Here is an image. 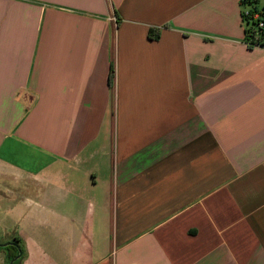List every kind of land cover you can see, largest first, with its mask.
<instances>
[{
  "label": "crops",
  "instance_id": "0c3cea01",
  "mask_svg": "<svg viewBox=\"0 0 264 264\" xmlns=\"http://www.w3.org/2000/svg\"><path fill=\"white\" fill-rule=\"evenodd\" d=\"M241 1L0 0V264H264Z\"/></svg>",
  "mask_w": 264,
  "mask_h": 264
},
{
  "label": "trees",
  "instance_id": "16d2710c",
  "mask_svg": "<svg viewBox=\"0 0 264 264\" xmlns=\"http://www.w3.org/2000/svg\"><path fill=\"white\" fill-rule=\"evenodd\" d=\"M259 2H260L259 0H242L241 4H242L243 8H245L249 5L252 6L253 10L261 12V14L264 16V7H260ZM244 19L246 22H248V23L250 22V18L246 17ZM250 24H251V22H250ZM253 25H255V24H253ZM249 31H251V28L245 29V35H246L245 40H246V42H249V44H250L249 46H255V45L261 46V45H263L259 41L264 39V32H260V31L256 32V30L254 29V31L250 32V34H249ZM257 33H258V41L254 39V37ZM149 35H150V37H153V38H159L160 32H157L155 34V32H153L151 30ZM113 72L114 71H112V73H111V78L113 77ZM16 240H17V245H13V244L11 245L10 244V245L6 246V248L8 249L7 254H8L9 262L13 258L17 257L20 252L21 253L23 252V248H22V246H20L19 238H17ZM14 264H17L16 261L14 262Z\"/></svg>",
  "mask_w": 264,
  "mask_h": 264
},
{
  "label": "built area",
  "instance_id": "2783aa9c",
  "mask_svg": "<svg viewBox=\"0 0 264 264\" xmlns=\"http://www.w3.org/2000/svg\"><path fill=\"white\" fill-rule=\"evenodd\" d=\"M250 18V22H246L244 18ZM242 19H243V22L245 24V29H250L251 28V31H249V34L250 32L254 31V29L256 30V32H264V16L261 14V12H258V11H255L253 10L252 6H247L245 8H243L242 10ZM255 24V25H253ZM258 30V31H257ZM255 40L258 41V33L255 35L254 37ZM261 44V46H264V39L260 40L259 41ZM248 45L249 42H246ZM259 43V44H260ZM255 46H259V45H255Z\"/></svg>",
  "mask_w": 264,
  "mask_h": 264
},
{
  "label": "water",
  "instance_id": "95a60500",
  "mask_svg": "<svg viewBox=\"0 0 264 264\" xmlns=\"http://www.w3.org/2000/svg\"><path fill=\"white\" fill-rule=\"evenodd\" d=\"M9 244H13V245H16V243L15 242H9V243H6V244H2L3 246H6V245H9ZM21 252L19 253V255L17 256V257H15V258H13L12 260H11V262H10V264H14V262L21 256Z\"/></svg>",
  "mask_w": 264,
  "mask_h": 264
}]
</instances>
